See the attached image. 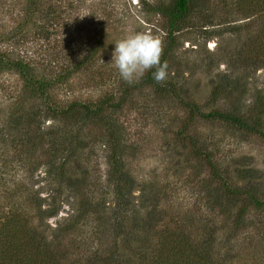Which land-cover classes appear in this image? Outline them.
Returning <instances> with one entry per match:
<instances>
[{
    "label": "rangeland",
    "instance_id": "374dc122",
    "mask_svg": "<svg viewBox=\"0 0 264 264\" xmlns=\"http://www.w3.org/2000/svg\"><path fill=\"white\" fill-rule=\"evenodd\" d=\"M3 1L7 7L0 8V51L26 55L39 72L50 73L45 77L48 80L68 72L64 83L48 91L54 110L74 103L91 109L119 105L118 109L107 108L105 114L123 132L124 168L136 184L133 203H139L143 186H147L167 212L157 224L158 231L169 223L171 209L199 218L209 215L206 194L216 184H211L205 155L229 186L252 191L264 201V139L221 122L191 117L171 93L158 94L151 86L141 85L155 69L129 85L110 63L116 41L146 33L162 44L160 59L168 75L159 84L171 87L204 114L229 110L233 98L239 96L248 106L258 93L264 95V0H193L187 17L172 32L165 10L174 0H60L54 7L57 19L52 26H43V33L42 20L35 14L24 17L29 26H15L17 2ZM215 92L219 97L212 104ZM33 95L18 74L0 68V118L6 119L17 101L31 102ZM41 122L42 129L48 130L58 121L49 114ZM87 134L83 139L92 144L79 151L82 164L94 178H100L106 190L109 167L102 131L90 125ZM190 138L205 155H194ZM46 171L41 165L27 180V186L42 198L55 188L48 186L51 179ZM222 202L233 214L239 210L238 203L231 207ZM67 204L62 203L57 215L47 219L50 233L69 221L73 209ZM105 204L114 206L111 194ZM246 224L249 227L240 230L220 254L231 252L229 264H264L263 214L251 211ZM44 234L51 241L52 233L46 230Z\"/></svg>",
    "mask_w": 264,
    "mask_h": 264
},
{
    "label": "trees",
    "instance_id": "16d2710c",
    "mask_svg": "<svg viewBox=\"0 0 264 264\" xmlns=\"http://www.w3.org/2000/svg\"><path fill=\"white\" fill-rule=\"evenodd\" d=\"M59 1L16 0L19 15L15 26H29L24 17L35 14L42 20L41 33L45 32L43 26H52L57 19L54 7ZM192 5L193 0H174L165 10L171 32L187 17ZM5 7L0 0V8ZM0 68L18 74L24 88L34 92L31 102H14L9 116L0 118V264H229L231 252L221 255L220 249L231 246L238 232L249 227L246 218L251 211L264 216V201L252 191L229 186L210 157L190 138L194 155H205L211 184H216L209 186L206 194L209 215L199 218L171 209L169 223L158 231L157 224L165 220L167 212L147 186H143L139 203H133L136 184L124 168L127 147L123 132L105 114L107 108L118 109L119 105L91 109L74 103L67 109L54 110L48 91L64 83L68 72L48 80L45 77L50 73L39 72L26 55L20 57L8 50L0 51ZM141 85L151 86L158 94L171 93L191 117L221 122L264 139L261 93L248 106L239 96L233 98L229 110L204 114L171 87L156 83L152 74ZM218 97L215 92L212 104ZM49 114L58 121L57 126L43 130L41 118ZM90 125L102 131L106 143L109 169L104 180L106 190H111L112 208L105 204L110 194L100 178H94L90 168L82 164L80 152L92 144L83 139ZM41 165L51 179L48 186H55L46 198L27 186V180ZM223 200L231 207L238 203L239 210L233 214ZM62 203H69L73 213L51 234L46 221L57 215ZM46 230L52 235L51 241L45 238Z\"/></svg>",
    "mask_w": 264,
    "mask_h": 264
},
{
    "label": "clouds",
    "instance_id": "9594fccd",
    "mask_svg": "<svg viewBox=\"0 0 264 264\" xmlns=\"http://www.w3.org/2000/svg\"><path fill=\"white\" fill-rule=\"evenodd\" d=\"M161 41L146 33H135L114 43L111 62L127 84L139 82L152 69L156 83L167 78V65L161 63ZM102 63H104L101 60Z\"/></svg>",
    "mask_w": 264,
    "mask_h": 264
}]
</instances>
